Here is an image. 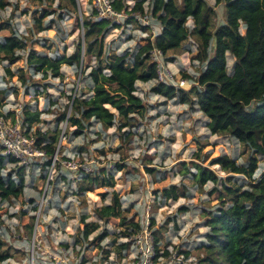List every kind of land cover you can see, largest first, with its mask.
I'll return each mask as SVG.
<instances>
[{
  "label": "rangeland",
  "instance_id": "374dc122",
  "mask_svg": "<svg viewBox=\"0 0 264 264\" xmlns=\"http://www.w3.org/2000/svg\"><path fill=\"white\" fill-rule=\"evenodd\" d=\"M122 1L130 9L139 0ZM9 2L10 5L0 12V21L3 22L0 40L15 34L25 40V46L18 51L20 60L13 65L6 61L0 64L1 86L9 85L17 90V95H8L7 108L21 112L23 105H27L32 111L42 112L41 122L30 131L34 137L38 129L44 133L59 128L61 134L53 169L42 166L48 157L24 168L23 195L0 201V238L3 253L8 256L3 264H131V248L122 249L120 245L125 242L124 232L130 223L146 211L149 223L154 222L150 224L151 229L159 230L158 251L162 255L168 252L172 264H179V260H182L180 264H198L199 258L203 257L201 243L205 242L204 235L208 232L206 216L219 204L217 195H209L216 185L208 182L202 191H198L192 173H196L193 164H200L201 160L195 159L194 154L207 153L209 160L226 155L240 166H246L249 158H256V181L264 172V158L228 135H212L206 127L207 118L196 107L190 108L176 100L154 95L151 91L155 86L153 82L136 83V95L143 100L146 111L137 117L129 141H123L114 127L103 129L97 121L77 137L73 134L74 128H67L65 123L57 127L56 111L67 109L70 96L92 94L86 77L89 70L84 69L82 75V67H93L96 61L85 57L81 70L76 66L62 65V79H59L49 72L46 77L41 74L32 76L26 60L31 50L51 58L73 55L77 45L83 42L81 23L91 16V2L76 0V9L69 0H55L51 4L32 0ZM206 3L215 11V25H223L222 5L214 6V0H206ZM149 8L150 0H147L144 9L148 15ZM43 9L49 15L42 19ZM38 21L44 29L41 32L36 28ZM187 27H193L191 20ZM141 30V26L133 21L117 28L110 24L102 59L134 52L141 42ZM239 32L244 33L242 24ZM196 46L189 37L179 50L168 53L167 61L172 64L170 67L177 78L194 79L191 73L198 71L194 66ZM226 58L227 72L231 75L234 58L228 53ZM5 68L19 80L12 82ZM30 75L32 81L22 85L21 79ZM27 88L29 95L24 93ZM38 89L39 96L35 95ZM67 114H70L69 108ZM69 160L97 162V170L105 169V176H113L114 185L104 189L108 192L104 200L93 192L77 193V175L61 166L62 162ZM208 161L203 165L206 166ZM110 165L112 170H109ZM117 165L123 169L118 171ZM206 167L221 179L230 178L228 185L248 188L255 184L243 175L227 174L219 165ZM12 169L7 165L4 173ZM172 185H184L188 189L187 197L167 202L159 198V191ZM113 192L120 198V215L105 223L97 218L95 210L109 205ZM180 207L189 209L181 214L178 212ZM31 219L34 222L29 232L26 225ZM122 219H125L124 225H121ZM85 224L98 226L88 239L79 231ZM181 250L183 257L176 254Z\"/></svg>",
  "mask_w": 264,
  "mask_h": 264
},
{
  "label": "trees",
  "instance_id": "16d2710c",
  "mask_svg": "<svg viewBox=\"0 0 264 264\" xmlns=\"http://www.w3.org/2000/svg\"><path fill=\"white\" fill-rule=\"evenodd\" d=\"M32 1L51 4L55 0ZM69 1L76 9V0ZM146 1L139 0L130 11H127L122 0H113V7L117 11L125 9L129 14L144 16ZM9 5V0H0V12ZM219 5H222L224 23L216 26L215 11L207 5L206 0H150L149 12L160 24V35L152 39L148 35L139 42L134 52L127 51L106 60L102 56L110 24L107 21L95 22L91 18H85L81 23L83 44L80 42L77 45L73 55L51 58L31 50L26 63L32 76L41 74L46 77L49 72L53 77L62 79V65L76 66L81 70L85 57L96 61L93 67H82V75L84 69L89 70L86 77L92 94L70 96L67 109L56 111L57 127L65 123L67 128H74L73 134L77 137L90 128L93 121H97L103 129L114 127L123 141H129L132 136L130 130L137 125V117L146 111L143 100L136 95V83H149L155 78V66L149 61V51L156 47L167 55L179 50L190 37L197 45L195 60L200 64L206 62V69L196 80L197 85L187 92L157 84L152 87V93L190 108L196 107L207 118L206 127L212 135H228L264 158V0H214V6ZM43 14L42 19L49 15L45 9ZM12 15L13 11L10 12ZM189 20L193 24L191 30L187 27ZM132 21L128 19L126 24ZM2 24L0 21V29ZM240 24L244 29L242 35L239 32ZM36 28L38 32L44 30L41 21L37 22ZM141 29L146 31L147 27L141 26ZM24 44L25 40L15 34L0 40V64L6 61L13 65L20 60L18 51L23 49ZM227 53L234 58L231 75L227 72ZM5 73L12 82L19 80L8 68H5ZM31 75L21 79L22 85L26 86L32 81ZM16 91L9 85L1 86L0 81V109L7 104L10 93L17 95ZM24 93L30 94L28 88ZM35 95H41L39 89ZM21 113L23 125L30 133L32 127L41 122L42 112L32 111L23 105ZM12 116L9 113L6 117ZM60 134L59 128L44 133L35 130L36 145L46 152L49 159L42 164L44 168L51 165L50 159L55 154ZM194 158L201 160L200 164H193L196 173H192L198 191H202L208 182L216 185L209 195H217L219 204L214 212L206 216L208 232L204 235L205 242L201 243L203 257H198V264H264V172L256 181L257 159L249 158L246 166H240L226 155L209 160L207 153L201 155L197 152ZM205 161H208L207 165H219L227 174L243 175L255 184L248 188L228 185L230 178H219L207 165H203ZM13 162L12 159L5 161L0 156V201L16 199L24 193L22 173L25 169L21 167L4 173L6 165ZM116 169L119 171L123 166L117 165ZM105 173V169L96 170L78 179L77 193L93 192L104 200L108 196L104 189L114 185L113 176H105ZM159 194V198L165 202L177 201L179 197H187L188 189L184 185H172L161 189ZM120 209V198L113 192L111 203L96 209L95 215L106 223L111 218H118ZM188 209L180 207L178 212L186 213ZM33 222L34 219H31L26 225L29 232L32 231ZM124 224L125 219H122L121 225ZM151 224L154 222L151 221ZM97 227L95 224H85L79 231L88 239ZM129 229L136 230L138 226L130 223L124 232L125 237L129 235ZM158 233L159 230L154 231L157 250ZM120 248L127 249L129 244L123 243ZM168 255L165 252L163 257ZM7 259L0 238V264Z\"/></svg>",
  "mask_w": 264,
  "mask_h": 264
},
{
  "label": "built area",
  "instance_id": "2783aa9c",
  "mask_svg": "<svg viewBox=\"0 0 264 264\" xmlns=\"http://www.w3.org/2000/svg\"><path fill=\"white\" fill-rule=\"evenodd\" d=\"M88 1L91 2L90 18L95 22L107 21L111 26L121 27L126 24L128 19H133V22L138 23L142 27H147L146 31L140 32V41L148 35L152 39L161 33L160 24L147 13L144 16H140L129 14L125 9L117 11L113 7V0ZM127 11H130V9ZM192 28L188 29L191 30ZM148 57L149 61L155 66V78L151 82L154 85L162 84L175 90H185L188 92L192 86L197 85V78L206 69V62L200 64L195 60L194 66L198 68V71L191 73L194 79L184 80L175 76L170 67L171 63L167 61V55L158 48L152 47L148 53ZM21 112L7 108V104L0 109V156L5 161L9 159L14 160L13 163L7 164L14 169L21 167L27 169L33 164L45 161L47 158L46 152L36 145V139L27 132L26 126L23 125ZM9 113H12L13 116L6 117ZM55 155L57 154L55 153ZM55 155L51 158V169H53L57 161ZM61 166L75 173L77 175L76 179H80L87 174L95 172L99 165L93 161L75 163L69 160L68 162H62ZM108 167L109 170H112L111 165ZM148 220V211H146L144 215L137 217L134 222L138 226V229H129V235L125 237L124 243H128L131 248V264H172L171 260L169 261L170 256L163 257L162 252L160 253L156 249L154 230L151 229V222L149 223ZM181 252L182 250L176 254L183 257ZM174 256L178 258L176 255ZM180 263H182V260H179Z\"/></svg>",
  "mask_w": 264,
  "mask_h": 264
},
{
  "label": "crops",
  "instance_id": "0c3cea01",
  "mask_svg": "<svg viewBox=\"0 0 264 264\" xmlns=\"http://www.w3.org/2000/svg\"><path fill=\"white\" fill-rule=\"evenodd\" d=\"M88 1V0H87ZM140 35H141V33H140ZM168 55V54H167ZM172 65V64H171Z\"/></svg>",
  "mask_w": 264,
  "mask_h": 264
},
{
  "label": "water",
  "instance_id": "95a60500",
  "mask_svg": "<svg viewBox=\"0 0 264 264\" xmlns=\"http://www.w3.org/2000/svg\"><path fill=\"white\" fill-rule=\"evenodd\" d=\"M82 44H83V42H82Z\"/></svg>",
  "mask_w": 264,
  "mask_h": 264
}]
</instances>
